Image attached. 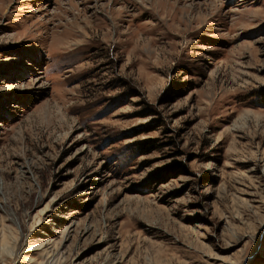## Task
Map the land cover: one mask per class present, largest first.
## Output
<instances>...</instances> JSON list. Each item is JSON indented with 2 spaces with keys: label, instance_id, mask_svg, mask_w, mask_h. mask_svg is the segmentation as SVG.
Instances as JSON below:
<instances>
[{
  "label": "rangeland",
  "instance_id": "obj_1",
  "mask_svg": "<svg viewBox=\"0 0 264 264\" xmlns=\"http://www.w3.org/2000/svg\"><path fill=\"white\" fill-rule=\"evenodd\" d=\"M0 264H264V0H0Z\"/></svg>",
  "mask_w": 264,
  "mask_h": 264
}]
</instances>
